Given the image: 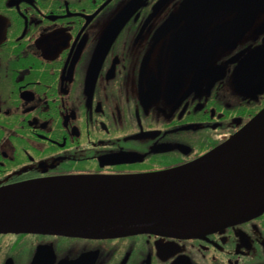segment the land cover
Returning a JSON list of instances; mask_svg holds the SVG:
<instances>
[{
    "label": "flooded vegetation",
    "instance_id": "1",
    "mask_svg": "<svg viewBox=\"0 0 264 264\" xmlns=\"http://www.w3.org/2000/svg\"><path fill=\"white\" fill-rule=\"evenodd\" d=\"M263 107L264 0H0V188L182 168ZM0 264H264V209L196 237L0 234Z\"/></svg>",
    "mask_w": 264,
    "mask_h": 264
},
{
    "label": "water",
    "instance_id": "2",
    "mask_svg": "<svg viewBox=\"0 0 264 264\" xmlns=\"http://www.w3.org/2000/svg\"><path fill=\"white\" fill-rule=\"evenodd\" d=\"M263 209L264 107L226 142L182 168L0 188V234L196 237Z\"/></svg>",
    "mask_w": 264,
    "mask_h": 264
}]
</instances>
